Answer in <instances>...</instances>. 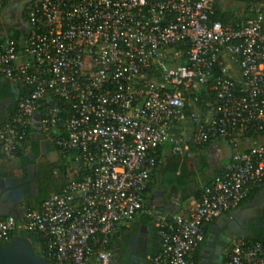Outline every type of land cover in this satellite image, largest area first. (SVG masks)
Instances as JSON below:
<instances>
[{
  "label": "built area",
  "instance_id": "built-area-1",
  "mask_svg": "<svg viewBox=\"0 0 264 264\" xmlns=\"http://www.w3.org/2000/svg\"><path fill=\"white\" fill-rule=\"evenodd\" d=\"M218 1H27L23 38L0 45V84L25 89L0 130V153L12 155L32 129L72 164L60 191L19 208V219H0V242L27 233L46 264H109L119 230L155 217L146 189L160 148L190 159L211 141L264 133V0L237 2L251 16L234 25L210 20ZM210 80L215 101L202 115L186 95ZM259 183L264 144L236 152L188 216L159 217L151 264H197L205 225ZM222 264H264V243L234 240Z\"/></svg>",
  "mask_w": 264,
  "mask_h": 264
},
{
  "label": "flooded vegetation",
  "instance_id": "flooded-vegetation-1",
  "mask_svg": "<svg viewBox=\"0 0 264 264\" xmlns=\"http://www.w3.org/2000/svg\"><path fill=\"white\" fill-rule=\"evenodd\" d=\"M26 2L27 0L24 1L18 14L15 13L16 9L11 13L6 9L2 11L0 16V38L9 35L8 32L13 26L17 29L25 28L22 9H24ZM18 101L16 91H12L10 87L0 88V130L8 123V120H10L11 115L14 110H16ZM40 134L42 139L39 141L33 139L32 136L34 135L30 137L31 143L30 146L26 148L25 157L23 159L11 158L0 166L3 177L11 181L8 186L0 183V195L1 191L7 188V192H9L13 198H22L17 205V209L24 206L27 202L43 198L50 187L55 184L56 181H59L62 168L64 167L63 159L60 157L59 151L53 145L52 139H49L42 133ZM42 143H47V152L55 151L58 153L59 158L56 159L53 156L47 157L42 155L40 150ZM35 189L37 193L34 192ZM249 220L248 218V222ZM260 226V224L256 226L250 225L249 231L252 232ZM237 233L241 235L244 232L238 230ZM133 234H135V232L131 231L123 234V236H120L117 240H112L110 242L109 264H115L116 261L119 263L122 261L120 264H123L126 257H128V264H150L152 251L151 248H149L147 236L142 234L139 239L135 240L132 236ZM244 234H246V232ZM234 240H236L234 235L227 236V238H225V242L227 243L221 252L216 248L213 249L211 255L213 264L223 263L225 255Z\"/></svg>",
  "mask_w": 264,
  "mask_h": 264
},
{
  "label": "crops",
  "instance_id": "crops-1",
  "mask_svg": "<svg viewBox=\"0 0 264 264\" xmlns=\"http://www.w3.org/2000/svg\"><path fill=\"white\" fill-rule=\"evenodd\" d=\"M17 2L18 0H9L8 3H6L0 9V16L2 11L5 9L8 10L9 13L14 12V10L16 9L15 13L18 14L22 6L19 9L17 6ZM232 5L234 6L239 5V8L241 7L240 4L232 0H220L217 2V7L222 11L229 12ZM238 16H241L243 18V15L238 14ZM263 16H264V12H263ZM12 29L25 32L26 26L24 29L23 28L17 29L14 28L13 26ZM258 144H264V134L253 135L248 132V137H246L240 133H237L231 138L226 140L211 141L205 147L197 150L196 152L197 156L195 159L193 160L187 159L189 171L194 173L196 177V181L194 183L188 184L185 192H183L182 190L181 191L178 190L176 187L173 188L172 184L168 182L170 179V175H169L170 173L168 170L169 164H168V160H166L165 158L163 161L162 168H160V170H157V172L153 173V178L151 180V183L149 184V188L146 193L147 204L150 207H152L155 213L156 210L154 209L153 206L162 205L161 204L162 200L160 199L165 197L168 200L167 203H172L171 213H175V215H173L172 217H169V215L167 217L164 216L166 214V211L165 208L163 207L161 209L160 217L171 219L179 215L188 216L197 206L198 197H195L193 194L198 190V188L202 189L207 183L209 182L211 183L220 173L225 171L229 167L231 158L236 152L244 151L247 148L250 149L251 147ZM165 189L166 191H164ZM174 194L176 196L175 199L172 197ZM150 199L154 201L153 205L149 204ZM183 201H185L187 204L183 205L184 204ZM252 202L254 204L246 208V205H249ZM240 208L245 209L244 214H242L240 220L241 222H243V220H248V218L254 219L256 212H261V211L264 212V183H259L253 186L250 191V196L248 197L247 200H245L238 208L230 210L228 213L222 215L220 218L224 216H228L231 212H234ZM140 218L141 217H137L129 225L128 228L129 229L132 228L131 230L134 231L136 234L141 226L146 227V230L150 231L151 233L150 240L153 242L154 236L157 235L155 224L157 223L159 216L155 215V217L152 218L151 222L149 223L143 222ZM217 220H215L210 224L205 225L204 228L205 241L194 253L200 260L198 264H202V260L204 258L206 257L210 258L212 255L213 249H211L210 247H206V239L211 234L212 229ZM235 223L239 225V221L235 220ZM260 227H264V226H260ZM246 238L247 237L244 236V237H239L236 240H241ZM158 241L159 239L157 238L156 242Z\"/></svg>",
  "mask_w": 264,
  "mask_h": 264
},
{
  "label": "trees",
  "instance_id": "trees-1",
  "mask_svg": "<svg viewBox=\"0 0 264 264\" xmlns=\"http://www.w3.org/2000/svg\"><path fill=\"white\" fill-rule=\"evenodd\" d=\"M236 2L243 3L244 0H236ZM27 3L28 2H26L25 7H26ZM25 7L23 9V21H24V23H25V20H26ZM247 14H248V17L251 16V12L249 11V9H248V13H245L244 16H247ZM244 16H243V18H244ZM243 18L239 17L238 19H235V17H234L232 12H230V11L229 12L222 11V10H220L217 7V4H216L215 8H214V13L210 17V20H212V21H220L222 24L234 25L235 23H240L243 20ZM8 33H9V35L6 36L7 38H10V39H12L14 41H18V43H19V40L21 38H23V35H24L25 32H21V31H18V30L10 29V31ZM6 37L0 38V45L4 42ZM188 47H189V44H185V45H183L181 47V50L184 51ZM212 75L215 78L220 76L219 69L216 66L214 67V69L212 71ZM211 84H212V81L210 80V81H208V83L204 87L199 88V89L193 91L191 94L186 95L187 99H191L192 100L193 98H196L197 102L195 103V107L198 109V111L202 115H205L209 111V108L207 107V104L214 105L215 99H214V93L210 90ZM5 87H10L9 83L6 82V81L4 83L0 84V88H5ZM24 91H25V89L18 85V92L16 90L18 100L20 99V97H22L24 95L23 94V93H25ZM192 110H193V107H191L190 104L187 105L186 106V110H185V115L189 117V115L192 113ZM15 111L16 110H14V112L11 115L10 120H8V122H10L11 119L14 117ZM31 130L32 129H28L27 130V132H26L27 135H25V137H24L23 141L20 143V145L16 146V148L13 151L12 155H7V154H4V153H0V166L3 163H5L8 160H10L11 158H13V159L21 158V159H23L25 157L26 148L29 147L30 143H31L30 142V136H29V133L32 132ZM248 132L253 134V135H262V134H264V133H255L253 131L248 130V131H244L242 133V135L248 137ZM209 143H207L206 145H208ZM205 146H203V147H205ZM203 147L191 149L192 155H191L190 160L191 159L192 160L195 159L196 156H197L196 155L197 150H199V149H201ZM167 152H168V145H165L162 148H160L157 153H158V155H160V153H164L165 155L163 156V158L164 159L166 158V160H168V164H169L168 165L169 166L168 170H169V173H170L169 174L170 175V179H169L168 182H170V184H172V185H176V187L180 188L183 192H185V190L187 189V185L191 184V183H194L196 181V177H195L194 173L189 171L187 159L179 157V156H173V155H171V154H169ZM60 157L63 159L64 167L62 168L61 176L59 177V181H56V183L53 184L50 187L48 192L44 194L43 198H41L40 200H34V201H31V202H27L24 205V207L30 208V209L38 207L43 199H45L52 192L60 191L61 188L65 185V183L68 181L69 177L68 178H66V177H67V174H69L68 173L69 163H67V161L62 157L61 154H60ZM200 159H201V157H200ZM162 166H163V162L161 164H159L154 169V171L151 173L149 184L151 183V180L153 178V173L157 172V170H160V168H162ZM222 173H220L217 177L221 176ZM211 183L209 182L205 186H208ZM148 188H149V186H148ZM148 188L146 189V193L148 191ZM201 191H202V189L198 188V190L193 195L195 197H198V199H199ZM1 219H3V218H1ZM140 219L143 222H145V223H149L152 220L151 218L145 217V216H141ZM167 220L170 221L171 219L167 218ZM131 229L132 228H130V229L129 228H121L119 230V232L116 234L114 240H117L120 236L122 237L123 234L131 232L132 231ZM17 236H26L27 238H29L30 241H31L32 248L35 251V245H36L37 240L34 237H32L31 235H29L27 233H19L18 235L17 234L15 235V237H17ZM157 238L159 239L158 235L154 236V241H153L154 246L151 249V251H152L151 259L159 252L160 241L156 242ZM12 240L13 239H11V241ZM246 240H248V241H250L252 243H264V227H258L255 230H253L251 236L247 237ZM9 242H6V243L0 242V244L2 246H5ZM35 253L37 255H39V253H37L36 251H35ZM193 261L195 263H197V264L200 262V260L198 259V257L195 254L193 256ZM150 264H151V260H150Z\"/></svg>",
  "mask_w": 264,
  "mask_h": 264
},
{
  "label": "water",
  "instance_id": "water-1",
  "mask_svg": "<svg viewBox=\"0 0 264 264\" xmlns=\"http://www.w3.org/2000/svg\"><path fill=\"white\" fill-rule=\"evenodd\" d=\"M25 0H18L17 6L19 9L21 8L22 4L24 3ZM11 90L16 91V88H11ZM33 119L35 121H39V114H35L33 116ZM34 128L39 131V126L35 125ZM35 141H39L42 139L41 134L38 132L32 136ZM46 144L47 143H42L40 150L41 154L45 155L47 157L53 156L54 158L58 159L59 155L55 151H46ZM0 183L4 185H9L11 183L10 179H5L3 177V173L0 171ZM173 188L176 187V185H172ZM178 190L181 191L180 188L176 187ZM7 188L3 189L1 191L0 195V219L1 218H16L19 219L20 214L17 209V205L20 203L21 199L20 197L18 198H13L9 192H7ZM25 190V189H24ZM166 191V189L164 190ZM35 193H37L36 189L34 190ZM27 193H28V188H27ZM175 199V194L172 196ZM161 201L160 206H153L155 211V215L159 216L161 215V209L164 207L166 214L164 216L172 217L175 215V213H171V207L172 203H167V199L163 197ZM154 201L152 199L149 200V204L153 205ZM254 204L253 202L250 203L249 205H246V208L252 206ZM256 208V207H255ZM160 209V210H159ZM243 208H240L234 212H231L228 216H224L220 219H218L212 229L211 234L207 237L206 239V247H210L211 249L216 248L220 252L222 249L225 247V238L230 235H234L235 238L239 237H250L252 232L249 231L250 225L256 226L257 224H260L261 226H264V212H256V215L253 218H249L248 220H243L241 222V217L242 214H244ZM257 210V209H255ZM235 220L239 221V225L235 223ZM238 230H242L246 234H241L238 235ZM145 234L147 236V241L149 242V248H153L154 243L150 240L151 238V233L150 231L146 230V227L141 226L136 234H133V238L139 239V237ZM220 240H219V238ZM128 252V250L126 249ZM122 263V261H120ZM119 262L116 261L115 264H120ZM0 264H46V261L43 257L40 255H37L31 245V241L29 238L26 236H17L15 237L12 241H10L7 245L2 246L0 244ZM123 264H128V257H126L125 261ZM202 264H213V259L210 257H206L202 260Z\"/></svg>",
  "mask_w": 264,
  "mask_h": 264
},
{
  "label": "rangeland",
  "instance_id": "rangeland-1",
  "mask_svg": "<svg viewBox=\"0 0 264 264\" xmlns=\"http://www.w3.org/2000/svg\"><path fill=\"white\" fill-rule=\"evenodd\" d=\"M230 11L232 12V13H234L233 15H234V17H235V19H238L240 16H238V14L240 13V11H239V5H237V6H234V5H232L231 6V8H230ZM237 17V18H236ZM68 163H70V166H71V161L67 158V156H66V158H64ZM69 177V174H67V177L66 178H68ZM183 205H185V204H187L185 201H183ZM35 251L37 252V253H39V250H38V248L35 246ZM34 251V252H35Z\"/></svg>",
  "mask_w": 264,
  "mask_h": 264
}]
</instances>
